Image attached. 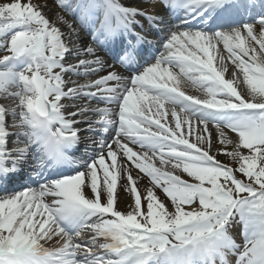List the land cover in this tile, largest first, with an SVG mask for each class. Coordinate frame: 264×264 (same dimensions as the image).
Returning a JSON list of instances; mask_svg holds the SVG:
<instances>
[{"label": "snow or ice", "instance_id": "1", "mask_svg": "<svg viewBox=\"0 0 264 264\" xmlns=\"http://www.w3.org/2000/svg\"><path fill=\"white\" fill-rule=\"evenodd\" d=\"M165 3L184 12V30L169 29L154 62L124 77L106 71L92 45L77 47L79 29L63 16L50 21L46 3L0 0V48L7 50L0 55V95L11 101L0 103V177L25 165L31 169L30 185L0 194V264H233L230 255L234 264H264V0L256 12L255 0ZM60 4L102 46L131 32L137 16L163 22L119 0ZM226 24L238 26L220 30ZM136 39L146 42L139 34ZM117 58L134 62L127 49ZM174 68L205 95L174 86ZM105 71L85 84L70 76ZM238 73L246 89L234 83ZM88 101L116 107H91ZM210 123L218 144L204 135ZM83 131L108 135L98 151L74 160L68 152ZM11 137L17 143L23 138L24 146L9 150ZM222 145L232 146L226 155L237 167L217 158ZM128 162L140 170L135 177ZM140 173L152 181L143 192ZM237 217L243 245L229 233ZM53 237L57 247L41 243Z\"/></svg>", "mask_w": 264, "mask_h": 264}, {"label": "bare ground", "instance_id": "2", "mask_svg": "<svg viewBox=\"0 0 264 264\" xmlns=\"http://www.w3.org/2000/svg\"><path fill=\"white\" fill-rule=\"evenodd\" d=\"M125 1H127V0H125ZM36 2L37 3H46L47 4V7H45L44 9H43V12H44V14L46 15V17L50 20V21H52V20H56V18H57V16H60V14L62 13V11L63 10H61V9H57L56 10V8L59 6V4H52L51 2H53L52 0H36ZM155 3V0H149V4H150V6L149 5H147L146 4V2L144 1V0H142V2H139V1H137V3H136V5H133V6H136V7H141V8H144L145 10H147V11H149V10H151V8L153 9V5L152 4H154ZM152 5V6H151ZM64 18L65 19H67V20H69V21H71L72 23H73V25L75 26V27H77L78 29H79V32H81L80 30H81V28L80 27H78L77 26V24H76V21H75V19H73V18H71V17H66V16H64ZM137 19V18H136ZM137 21V20H136ZM57 26L58 27H61V30L62 31H66L67 30V25H64L62 22H58L57 23ZM82 27V26H81ZM83 29H86V28H84V27H82ZM79 36L81 37V35L79 34ZM84 38H77L76 39V41H75V44H76V46L77 47H81V45L82 44H84V41H82ZM146 48V47H145ZM146 56V54H144L143 55V58ZM70 58H72L71 59V63H73V64H75V63H77V60L75 59V58H73V57H71V56H69ZM68 58V57H67ZM80 59H89V60H91V59H94V57L93 56H87V55H83V56H81L80 57ZM225 63H229L230 64V61H225ZM95 67V66H94ZM105 68H106V71H107V64H105ZM230 70H231V68H229V73H230ZM106 71L105 72H101V73H99V75H105L106 74ZM229 73H226L225 75H226V77L228 78L229 77ZM90 75H92V74H89V75H76V74H70V76L74 79V81H76L77 83H79V84H83L84 82H82L83 81V79H85L84 77H86V78H88ZM243 78V77H242ZM242 78H239L237 81H234V83H236V84H239V85H242L245 89L247 88V85L246 84H244V82H243V79ZM174 86H178L179 88H180V90L181 91H185L186 90V88L183 86V84L181 83V82H178L176 85H174ZM185 93H191L190 91H187V92H185ZM191 95H197V96H199L200 94H199V92H197V91H194V92H192L191 93ZM84 104V103H83ZM82 104V105H83ZM108 107H116V106H114V105H108ZM118 110V109H117ZM199 129V128H198ZM210 131V130H209ZM113 135V134H112ZM114 135H115V132H114ZM113 135V136H114ZM209 137H211L212 139H213V141H215V143L216 144H218L219 142H218V140H216V137H218V133L217 132H215V131H212V132H210V136ZM191 138L192 139H195V137L193 136V135H191ZM125 140H123L122 142H124ZM129 144V147H132L133 148V150L134 151H137V152H140V150H139V148L136 146V145H134V144H132V143H128ZM140 147V146H139ZM223 149H232V146L231 145H222V146H220V150H222V151H224ZM217 149H213V151H216ZM217 158H220V156L217 154ZM221 158L222 159H226V158H223V156H221ZM125 160H126V158H124ZM120 160V157L118 156V161ZM128 167L130 168V170L132 171V173H133V176L135 177L136 176V173H138V169H135V167H134V165L133 164H131V162H128ZM142 179V177L140 176V180ZM146 180H148L147 178H143L142 179V182H138V186H139V190L140 191H145V189L146 188H148V187H151V185L150 184H148L147 183V181ZM154 190V189H153ZM155 191V190H154ZM157 191V190H156ZM3 191H1L0 190V193H2ZM118 192L120 193V196H121V200H123V197H124V190H122V189H119V185H118ZM160 192V191H159ZM159 197V196H158ZM164 197H165V195H164ZM166 198V197H165ZM168 199V198H167ZM170 204V203H169ZM120 208H121V210H124L125 209V203L124 202H120L119 203V205H118ZM55 238V241L54 242H56L59 238L58 237H54ZM54 238L51 240V241H53L54 240ZM231 260V259H230Z\"/></svg>", "mask_w": 264, "mask_h": 264}, {"label": "rangeland", "instance_id": "3", "mask_svg": "<svg viewBox=\"0 0 264 264\" xmlns=\"http://www.w3.org/2000/svg\"><path fill=\"white\" fill-rule=\"evenodd\" d=\"M52 1H53V0H52ZM51 3H53V2H51ZM62 16H63V15H62ZM63 17H64V16H63ZM6 51H7V50L5 49V51H4L3 53H1V55L6 54ZM238 76H239V78H242V77H243L242 74H240V73H238ZM242 79H243V78H242ZM211 125L214 126L215 124L212 123ZM209 130H210V131H209ZM212 131L217 132L215 127H211V128L208 129L207 132L204 133V135L207 136V137H209V136H210V132H212ZM197 134H199V129H198V128L196 129V131H195L192 135L195 137ZM189 138L192 139L191 136H190ZM193 140H194V139H193ZM213 149H216V148L214 147ZM223 150H224V151H222V150H219V151H218V155L220 156V158H218V159H219L222 163L227 164L229 167H237V166H238L237 162L231 160V158L228 157V156L226 155V153L232 151V149H223ZM243 151L246 152L247 150H243ZM221 156H223V158H226V159H225V160L222 159ZM178 171H179V170H178ZM183 175H184L183 177H187L186 174H183ZM140 176L142 177V179H143V176L147 177L146 174H143V173H140ZM142 179H141V180L139 179L138 182H142ZM147 179H148V180H146L147 183L150 184L151 187H152V181H151V178H150V177H147ZM187 179L190 180L191 178H188V177H187ZM154 190H155V192L157 193V195L159 196V198H160L161 200H164L166 203H170V199L165 198V197H166V194L163 193L162 189L154 188ZM156 190H157V191H156ZM159 191H160V192H159ZM164 195H165V197H164ZM237 233H238V232L236 231V235H237Z\"/></svg>", "mask_w": 264, "mask_h": 264}]
</instances>
